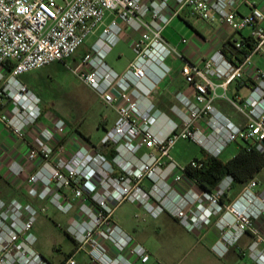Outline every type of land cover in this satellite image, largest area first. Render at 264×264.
I'll use <instances>...</instances> for the list:
<instances>
[{
    "label": "built area",
    "instance_id": "obj_1",
    "mask_svg": "<svg viewBox=\"0 0 264 264\" xmlns=\"http://www.w3.org/2000/svg\"><path fill=\"white\" fill-rule=\"evenodd\" d=\"M107 17H113L108 25ZM181 17L232 30L240 35L230 40L237 50L244 49L248 38L249 54L230 59L224 46L212 39L182 40L196 58L179 52L163 34ZM100 29V37L71 68L116 115L103 139L92 144L61 119L51 127L39 126L41 98L21 79L66 63ZM127 31L138 36L130 43L134 58L118 73L106 60ZM257 56L264 61V0H0V101L9 102V107H0V123L27 147L24 161L10 164L9 175L25 181L29 198L49 203L62 214L79 208L105 215L107 245L91 246L97 264H133L123 257L126 252L142 264L150 262L148 250L111 223L124 203L137 207L140 223L169 216L198 237L218 218L220 237L212 253L223 259L250 236L249 253L264 264L260 181H249L234 201L224 203L233 191V177L227 176L212 193L203 191L188 174V169L202 166L201 160L182 166L172 156L181 140L214 158L239 141L248 144V151L264 152V71L254 62ZM173 57L182 63L178 75L189 92H179L177 104L166 113L156 103V92L173 73L167 65ZM246 82V96H229L233 87ZM218 100L226 101L244 121L236 123L219 111ZM44 212L31 203L6 205L0 200V264H49L32 248V230ZM72 230L81 235L80 229ZM112 249L117 257H112ZM76 254L65 264H78Z\"/></svg>",
    "mask_w": 264,
    "mask_h": 264
},
{
    "label": "rangeland",
    "instance_id": "obj_2",
    "mask_svg": "<svg viewBox=\"0 0 264 264\" xmlns=\"http://www.w3.org/2000/svg\"><path fill=\"white\" fill-rule=\"evenodd\" d=\"M110 22L111 18L107 17L105 24L108 25ZM195 30L202 32L207 37L213 35V30L202 21L191 19L189 24L177 19L167 27L163 36L172 47L183 52L186 47L182 43L183 39L200 40ZM101 33L102 29L98 30L97 35L91 36L77 55L66 63H54L31 72L21 79L41 98L42 119L39 126L50 125L55 120L61 119L69 129L79 131L84 138H89L92 144H98L105 136L106 130L114 125L116 115L111 108L103 104L71 72V68H75L81 62ZM248 33L249 31L245 30L243 34L247 35ZM235 36L237 39L240 38V35ZM133 58L134 53L130 43L127 39H123L108 55L106 62L115 71L122 73ZM181 64V61L174 57L167 61V65L172 67L173 73L162 83L161 87L170 86L169 81L178 74ZM0 107L4 109L9 107V102L6 99L1 100ZM242 146H246L243 141L229 145L219 159L223 161L233 159ZM172 156L179 165L185 166L197 158H202L203 153L197 144L181 140L173 149ZM15 181L20 183L23 180ZM0 190L10 196L9 201L0 197V200L6 205L17 201L20 204L31 203L38 209H46V212L38 215L33 227L32 234L36 237V243L32 248L49 264H65L79 249L80 251L75 256L78 264H97L91 257V246L93 242H102L105 246L107 245L103 240L104 233H108L104 214L97 209H93L92 213H84L79 208L67 215L62 214L49 203H41L29 198L26 187L24 189L25 201H22L20 195L12 190L2 178H0ZM137 214L138 210L135 205L124 203L111 218V223L117 224L125 233L148 250L149 264L215 263V255L205 250L207 247L199 241L198 236L183 229L172 217L167 216L169 224L167 227H162L158 225L157 220L147 219L145 222H138ZM263 223L264 221L260 224V228L264 233ZM73 227L80 229L81 235L78 237L74 235ZM252 242L253 239L250 237V245ZM240 243H244V240ZM111 253L112 257H117L116 251L113 249ZM255 254L250 251V259L253 261H255ZM123 257L130 259L133 264H142L137 259H131L127 252L123 254Z\"/></svg>",
    "mask_w": 264,
    "mask_h": 264
},
{
    "label": "crops",
    "instance_id": "obj_3",
    "mask_svg": "<svg viewBox=\"0 0 264 264\" xmlns=\"http://www.w3.org/2000/svg\"><path fill=\"white\" fill-rule=\"evenodd\" d=\"M256 1L261 2V0H256ZM111 19H113V17ZM179 20L184 21L189 24L191 23V19L188 20L185 17H181L179 18ZM206 25L209 28H211V30H213V35L207 37L202 32L195 30L197 37H199L201 41L205 39H212L214 40V44L218 43L224 46L229 40H233L234 38H236L233 31L228 28L211 27L208 24ZM124 39H127L128 42L131 43L133 39H138V36L131 35L127 31ZM183 52L186 53L187 55H190V57L192 56H194V58L198 57L195 51L191 48H188L187 46L185 47V50ZM254 62L260 69L264 71V66H263L264 61L261 57L259 56L255 57ZM156 75H157V72L150 74L151 77H156ZM169 83H170V86H165L164 88L161 87L162 85L161 84L160 88L156 92V103L159 106V108H161L166 113H170L172 107L177 104L176 95L179 92H185V93L189 92L188 86L185 85V83L183 82V80L180 78L178 74L175 77L171 78ZM249 90H250V83L246 82L244 85L233 87V89L229 93V96L233 97L236 92L242 96H246L249 93ZM216 107L219 111H221L223 114H225L230 119H232V121L236 123H242L244 121L243 117L237 114L226 101L218 100L216 102ZM53 123L54 122H52L50 125L45 124V126L51 127L53 126ZM26 152H27V147L23 145L20 141H18L15 137H13L0 123V178L5 180L9 184L10 188L20 195V197L22 198V201H25V196H24V189L26 187L25 181L23 180L20 183H16L15 180H18V179L10 176L8 169H9L10 164L13 161H23ZM263 172L264 170L257 177V179L261 183V189L264 187ZM242 190L243 188H233V191L224 199L223 202L229 203V202L234 201L241 194ZM0 197H2L5 201H9L10 199V196L7 195L6 192H4L3 190H0ZM166 217L167 216H163L160 219H158L157 220V222H159L158 225L162 227L163 226L167 227L169 223ZM217 221H218V218H215L213 220V224L210 227H207L202 233V235L198 237L199 241L204 243V245L207 247L205 250L209 251L210 253H212V249L217 244L219 237H220L219 230L216 228V225H215ZM263 221H264V217L260 221V224H262ZM243 240H244V243H240L239 246L233 248L225 258L220 259L215 256L216 261L214 264H257L255 261L250 259V253L248 251V247L250 245V236L244 237L241 240V242H243Z\"/></svg>",
    "mask_w": 264,
    "mask_h": 264
},
{
    "label": "trees",
    "instance_id": "obj_4",
    "mask_svg": "<svg viewBox=\"0 0 264 264\" xmlns=\"http://www.w3.org/2000/svg\"><path fill=\"white\" fill-rule=\"evenodd\" d=\"M244 39L246 41L243 50L235 49L230 40L224 45V52L229 55L230 59L235 56L237 59L242 60L244 56L249 54L250 42L248 38L244 37ZM87 140L90 142L89 138ZM246 146H242L239 153L229 161L211 157L202 151L203 158L195 159L201 160L202 166L197 169H188V174L198 182L201 190L210 193L215 191L227 176L233 177L235 181L234 188H243L264 170V152L255 149L248 151Z\"/></svg>",
    "mask_w": 264,
    "mask_h": 264
}]
</instances>
